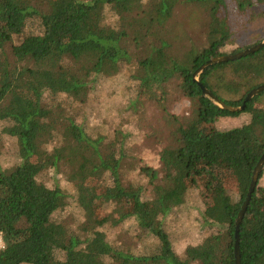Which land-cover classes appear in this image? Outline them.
<instances>
[{
    "label": "trees",
    "instance_id": "obj_1",
    "mask_svg": "<svg viewBox=\"0 0 264 264\" xmlns=\"http://www.w3.org/2000/svg\"><path fill=\"white\" fill-rule=\"evenodd\" d=\"M258 1L0 0V264H236L264 92L202 89L243 106L264 48L194 75L264 41ZM239 250L264 264V165Z\"/></svg>",
    "mask_w": 264,
    "mask_h": 264
},
{
    "label": "water",
    "instance_id": "obj_2",
    "mask_svg": "<svg viewBox=\"0 0 264 264\" xmlns=\"http://www.w3.org/2000/svg\"><path fill=\"white\" fill-rule=\"evenodd\" d=\"M262 48H264V41L260 42L259 44L241 52L238 53L236 55L233 56H224V57H217L214 58L212 60H210L209 62H207L206 64H204L194 75L196 81L198 80L199 76L210 66L216 65V64H223V63H228V62H233V61H237L240 59H243L245 57H248L250 55L255 54L256 52H258L259 50H261ZM203 90V94L209 98L215 105H217L219 108L232 112V113H236V112H241L246 108V105L248 102L252 101L255 97H257L258 95H260L261 93L264 92V85L253 90L250 94L247 95L245 102L243 104V106L239 107V108H235V107H230L227 106L225 104H223L222 102L218 101L208 90L206 89H202ZM264 165V156L262 158V160L260 161V163L258 164L255 172H254V178H253V183L250 189V194L248 196V199L245 203V205L243 206L242 211L240 212L237 221H236V242H235V259H236V264H240V254H239V227L240 224L242 223L245 213L247 211L248 205L251 201V197L252 194L255 190V186L258 180V175L260 174L262 167Z\"/></svg>",
    "mask_w": 264,
    "mask_h": 264
},
{
    "label": "rangeland",
    "instance_id": "obj_3",
    "mask_svg": "<svg viewBox=\"0 0 264 264\" xmlns=\"http://www.w3.org/2000/svg\"><path fill=\"white\" fill-rule=\"evenodd\" d=\"M257 12L260 13L259 19L255 24L250 26V29L246 32L248 35L247 38L250 39V36L253 34L257 37H262V33L264 34V0H259L257 7L255 8ZM257 40V39H256ZM18 99L14 93H12L1 105H0V119L4 118L10 114H13L18 109ZM190 103L187 101H181L177 103L172 109V113L176 116L188 115L189 113ZM171 161L169 159L166 160L165 165L169 166Z\"/></svg>",
    "mask_w": 264,
    "mask_h": 264
},
{
    "label": "built area",
    "instance_id": "obj_4",
    "mask_svg": "<svg viewBox=\"0 0 264 264\" xmlns=\"http://www.w3.org/2000/svg\"><path fill=\"white\" fill-rule=\"evenodd\" d=\"M4 247V243H3V239L2 237L0 236V249Z\"/></svg>",
    "mask_w": 264,
    "mask_h": 264
}]
</instances>
